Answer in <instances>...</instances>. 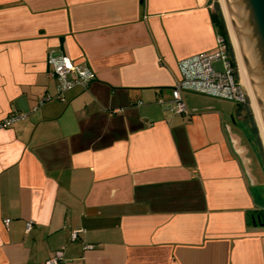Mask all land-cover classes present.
<instances>
[{
    "label": "crops",
    "instance_id": "obj_1",
    "mask_svg": "<svg viewBox=\"0 0 264 264\" xmlns=\"http://www.w3.org/2000/svg\"><path fill=\"white\" fill-rule=\"evenodd\" d=\"M217 11L0 0V122L24 115L0 128V264H264L243 106L171 97L179 63L218 49ZM51 56L94 79L59 93Z\"/></svg>",
    "mask_w": 264,
    "mask_h": 264
},
{
    "label": "built area",
    "instance_id": "obj_2",
    "mask_svg": "<svg viewBox=\"0 0 264 264\" xmlns=\"http://www.w3.org/2000/svg\"><path fill=\"white\" fill-rule=\"evenodd\" d=\"M220 62L222 71L213 67L214 63ZM51 66V76L59 79L62 86L58 92L69 89L74 84L87 87L88 83L94 79V75L89 72L76 73L73 63L68 57H50L48 60ZM235 65V66H233ZM180 80L174 85L171 97L176 106L177 113L189 115L190 112L182 98L183 93H194L218 100L232 102L237 106L248 104L247 94L244 85L241 83L237 64H233L231 55L228 52L223 37L218 39V49L209 54H201L191 59L179 63ZM47 97L39 101L42 104ZM24 118L21 114H11L0 122V128L10 127L16 121ZM10 221L4 220L7 225ZM33 222L26 224V232L30 231ZM79 230L72 234V240H76ZM62 253L57 252L42 264H62Z\"/></svg>",
    "mask_w": 264,
    "mask_h": 264
},
{
    "label": "water",
    "instance_id": "obj_3",
    "mask_svg": "<svg viewBox=\"0 0 264 264\" xmlns=\"http://www.w3.org/2000/svg\"><path fill=\"white\" fill-rule=\"evenodd\" d=\"M247 100L264 144V0H222ZM214 69L222 71L220 62ZM264 227L259 216L253 218Z\"/></svg>",
    "mask_w": 264,
    "mask_h": 264
},
{
    "label": "rangeland",
    "instance_id": "obj_4",
    "mask_svg": "<svg viewBox=\"0 0 264 264\" xmlns=\"http://www.w3.org/2000/svg\"><path fill=\"white\" fill-rule=\"evenodd\" d=\"M215 4L217 5V10L221 13L223 20L225 22L228 40H229V43H230V46L232 48L233 55H234V61L237 64V67L239 70L237 55L235 53V49H234L233 42L231 39L229 27L227 25L226 13H225L224 8H223V1L222 0H214V5ZM233 66H235V65H233ZM239 74H240V72H239ZM231 105H234V104H231ZM250 118L253 119V123L255 125L257 133H254V129L252 126L253 124L251 123ZM240 120H241V122H243V126L245 128V131H246L247 135L249 136V138L251 139L252 145L254 147V155L256 156V158H255L256 162L254 161V163H256V164H254L255 168H256V173H257L256 175H257V177H259L261 183H264V144H263L262 138L260 136V133H259V130H258V127L256 124V120L254 119L251 108L249 106V103H248V106L243 107L242 117L240 118ZM257 141H260V147H259V145H257L258 144ZM257 160H258V162H257ZM256 190H257V193L259 194L260 198L262 200H264V185L260 186L258 189L256 188ZM262 202L263 203H261V206H259V212L264 213V201H262Z\"/></svg>",
    "mask_w": 264,
    "mask_h": 264
},
{
    "label": "trees",
    "instance_id": "obj_5",
    "mask_svg": "<svg viewBox=\"0 0 264 264\" xmlns=\"http://www.w3.org/2000/svg\"><path fill=\"white\" fill-rule=\"evenodd\" d=\"M214 21H215L217 27L219 28V31H220L221 36L223 37V39H224L225 42H226V45H227V47H228V52H229V54L231 55V58H232V60H233V64H235L233 51H232V48H231V46H230V43H229V40H228V36H227V30H226L225 22H224L223 17H222V15H221V13H220L219 11H217V12L215 13V15H214ZM244 106H248V104H247V105H244ZM244 106H243V107H244ZM250 120H251V123L253 124L252 126H253V129H254V133H257V132H256V128H255V125H254V123H253V119L250 118ZM250 140H251V139H250ZM257 142H258L257 145H259V147H260V141H257ZM251 143H252V142H251ZM252 146H253V145H252ZM253 148H254V147H253Z\"/></svg>",
    "mask_w": 264,
    "mask_h": 264
},
{
    "label": "bare ground",
    "instance_id": "obj_6",
    "mask_svg": "<svg viewBox=\"0 0 264 264\" xmlns=\"http://www.w3.org/2000/svg\"><path fill=\"white\" fill-rule=\"evenodd\" d=\"M230 31V30H229ZM230 35H231V39H232V42H233V46H234V41H233V37H232V34H231V32H230ZM234 49H235V47H234ZM236 53V52H235ZM237 61H238V59H237ZM238 66H239V64H238ZM239 72H240V78H241V82H242V84H243V78H242V74H241V71H240V67H239ZM244 85V84H243Z\"/></svg>",
    "mask_w": 264,
    "mask_h": 264
},
{
    "label": "flooded vegetation",
    "instance_id": "obj_7",
    "mask_svg": "<svg viewBox=\"0 0 264 264\" xmlns=\"http://www.w3.org/2000/svg\"><path fill=\"white\" fill-rule=\"evenodd\" d=\"M257 216H259L260 217V219H261V221L263 222L264 220V214H258Z\"/></svg>",
    "mask_w": 264,
    "mask_h": 264
}]
</instances>
